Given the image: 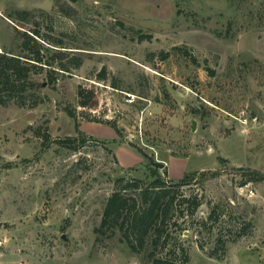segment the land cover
<instances>
[{"label": "rangeland", "instance_id": "rangeland-1", "mask_svg": "<svg viewBox=\"0 0 264 264\" xmlns=\"http://www.w3.org/2000/svg\"><path fill=\"white\" fill-rule=\"evenodd\" d=\"M35 27L69 47L71 72L33 76L36 107L0 105V264H152L150 241L133 252L96 229L119 179L185 175L179 200L201 205L180 209L155 252L264 264V0H0V53Z\"/></svg>", "mask_w": 264, "mask_h": 264}, {"label": "trees", "instance_id": "trees-1", "mask_svg": "<svg viewBox=\"0 0 264 264\" xmlns=\"http://www.w3.org/2000/svg\"><path fill=\"white\" fill-rule=\"evenodd\" d=\"M41 13L49 16L47 12ZM18 14L27 17L30 12L20 11ZM17 32L23 37L22 51L0 53V105L7 106L15 102L21 107L33 108L40 104L41 100L34 99L29 104V99L42 86L33 76L48 69V83L53 85L56 81L55 74L71 72L70 67L64 62L67 53L61 50L69 47L63 42H55L36 27L24 31L17 29ZM148 38L150 37L147 35L139 36L141 42ZM57 47L60 49H56ZM57 56L61 58L57 59ZM73 59L74 68H79L83 58L75 56ZM78 95L79 103L83 107H95L98 103L94 92L87 91L82 85L79 86ZM67 111L70 116L76 118L75 112L69 108ZM81 141L84 144L85 137ZM59 142L64 147L77 150L79 146H76V143L80 142V139L68 137L60 139ZM144 155L154 164L149 156ZM191 183V175H185L176 183L167 182L158 176L151 181L119 179L115 191L107 200L100 226L96 229L98 237L104 235L106 231L112 234L120 233L133 252L145 248L146 243L150 241L154 249L150 254L152 264H177L172 258L177 251L176 246L170 248L165 255H158L156 252L160 245L164 249L173 245L169 234H166V228L172 224L174 218L180 217V209L189 204L191 214L194 215L200 207L201 201L198 196L179 200V190L173 188ZM215 215L213 209L210 218Z\"/></svg>", "mask_w": 264, "mask_h": 264}, {"label": "water", "instance_id": "water-1", "mask_svg": "<svg viewBox=\"0 0 264 264\" xmlns=\"http://www.w3.org/2000/svg\"><path fill=\"white\" fill-rule=\"evenodd\" d=\"M194 126H196V121H194ZM154 164L156 165V166H158V167H160V168H163L164 167V163H162V162H154Z\"/></svg>", "mask_w": 264, "mask_h": 264}, {"label": "built area", "instance_id": "built-area-1", "mask_svg": "<svg viewBox=\"0 0 264 264\" xmlns=\"http://www.w3.org/2000/svg\"><path fill=\"white\" fill-rule=\"evenodd\" d=\"M251 193L253 194V193H254V191H253V190H251Z\"/></svg>", "mask_w": 264, "mask_h": 264}]
</instances>
